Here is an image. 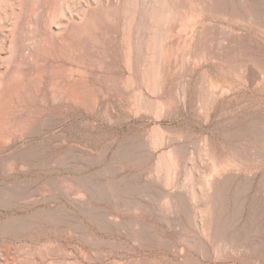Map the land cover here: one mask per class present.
I'll return each mask as SVG.
<instances>
[{"label":"rangeland","instance_id":"1","mask_svg":"<svg viewBox=\"0 0 264 264\" xmlns=\"http://www.w3.org/2000/svg\"><path fill=\"white\" fill-rule=\"evenodd\" d=\"M79 2L0 138V264H264V0Z\"/></svg>","mask_w":264,"mask_h":264},{"label":"bare ground","instance_id":"2","mask_svg":"<svg viewBox=\"0 0 264 264\" xmlns=\"http://www.w3.org/2000/svg\"><path fill=\"white\" fill-rule=\"evenodd\" d=\"M86 3H89V2L86 1ZM16 9L19 10L18 11L19 13L16 12ZM79 11H81V12H79ZM160 12H162V11H160ZM77 13L79 15H82V16H84L85 14L88 13L87 10L82 5H80L79 0H0V66L4 65L3 67L1 66L4 69L3 72L1 71V68H0V138L5 137V134H6L5 123H10V119H9L8 115L13 110L17 109L18 107H20L22 105V104H20L18 99L22 95L23 90H25V91H23L24 92L23 95L24 94H26V95L31 94L34 87L38 84L37 88H39V90L37 92H35V95L37 96L38 93L39 94H42V93L46 94L45 89L43 87H41L42 86L41 82H39L37 84H33V85H32V82H27L26 84H24V82H25L24 78H23V75L25 73L24 66L32 64V62H34L35 60H37L40 57H45L46 53H48V51L52 50V47L54 45V40L56 38L54 36L53 32L51 31L52 27H54V26H62L63 27V28L61 27L62 29H59V32L60 31L65 32L66 31V35L61 34V36H59V39H63V40H65L69 34L79 32L81 30V27H79L78 20L81 18L79 15H77ZM167 19H168L167 16H165L164 14H161L157 17V21H155V22H158L159 25L163 26L166 24ZM131 21H133V20H131ZM125 24H126V22H125ZM128 27H130V25H128ZM174 27H175V25H174ZM128 30L130 31L131 29H128ZM5 32H7V33H5ZM125 32H126V30H125ZM4 34H7V35H4ZM59 39H58V41H59ZM60 41L62 43V40H60ZM156 41L154 40V42H156ZM70 43H71V41H70ZM126 44H127V42H126ZM64 45H66V47H69L67 44H64ZM227 50H228V48H227ZM3 53L7 54V57H4ZM66 55H69V54H66ZM154 57H155V55H154ZM126 65H127V63H126ZM148 68H150V67H148ZM70 69L73 70L72 68H70ZM10 70H12L13 72L11 73ZM79 71H80V69H79ZM152 71H154V70H152ZM152 71H150V72H152ZM36 72H38V71H36ZM77 72H78V70H77ZM42 74H43V72L41 73V75ZM71 74H73V73H70L68 76H66L67 82L65 84L62 83L63 84L62 85L63 91L67 95V99L70 100L71 102H73L75 100L85 102V100H86L85 94H84L83 90H81L77 85L74 84V82H71L70 79H71V76H73ZM64 78H63V80H64ZM41 79H42V77H41ZM131 82H132V80H131ZM63 97H64V95H63ZM23 103H24V101H23ZM9 138H11V137H9ZM168 155H169V153H168ZM22 167H23V165H22ZM186 174H187V172H186ZM7 195H8V193H7ZM25 197H27V196L25 195ZM200 222H202V221L200 220Z\"/></svg>","mask_w":264,"mask_h":264}]
</instances>
